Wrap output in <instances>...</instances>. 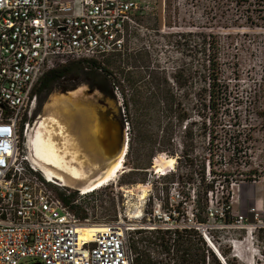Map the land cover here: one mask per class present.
<instances>
[{
    "label": "rangeland",
    "instance_id": "rangeland-1",
    "mask_svg": "<svg viewBox=\"0 0 264 264\" xmlns=\"http://www.w3.org/2000/svg\"><path fill=\"white\" fill-rule=\"evenodd\" d=\"M237 13L232 0H166L165 8L162 0H157L150 15L142 21L151 32L150 47L141 45L134 52L110 59L111 63L108 59L105 61L104 68L111 72L114 87L124 95L123 101L116 96L108 99L119 103V117L127 127L128 139L124 171L101 188L108 187L116 194L112 211L116 216L106 212L113 209V201L105 193L84 196L72 187L47 186L57 197L62 192H78L75 203L84 205L90 215L89 220L83 222L86 226L111 223L119 220V216L129 226L153 222L151 213L158 201L165 209L173 204L180 211L179 220L170 221L168 226H183L194 219L195 209L201 213L196 195L201 198L213 182L215 205L216 201L221 205L223 189L233 186L237 194L236 185L244 179L250 183L254 177L258 180V198H264V27L248 26L243 19H238ZM188 33L196 35L193 38L196 42L199 33L214 38L221 80L232 92L228 105L224 106L228 108L220 111L216 126L204 128L203 125L199 98L203 80L199 78L198 69L201 58H190L186 52L183 42ZM190 64L193 72L189 76L186 69ZM183 69V82L179 86L175 77ZM86 70L104 73L85 65L76 80L63 82L41 102L39 98L32 113L31 129L45 108L56 100L67 105L64 94L93 89L82 74ZM210 131L218 137L214 143L206 138ZM210 152L215 154L213 159ZM185 153L189 155L179 160ZM160 155L174 157L177 161L167 176L152 170L153 159ZM173 188L181 193L182 202H171ZM143 190L145 199L141 198ZM239 203L233 201L227 221L217 219L204 223L228 225L241 208ZM235 234L230 228L210 230L214 245L228 251V258L234 260V264L249 263L252 260L249 255L248 261L232 257L230 243ZM261 243H264V235ZM245 246L254 250L258 244Z\"/></svg>",
    "mask_w": 264,
    "mask_h": 264
},
{
    "label": "built area",
    "instance_id": "built-area-1",
    "mask_svg": "<svg viewBox=\"0 0 264 264\" xmlns=\"http://www.w3.org/2000/svg\"><path fill=\"white\" fill-rule=\"evenodd\" d=\"M156 1L0 0V264H134L130 233L156 229H193L221 264H227L219 247H210V230L216 228L236 233L230 243L233 258L245 261L249 255L252 260L245 264H264V198H258L255 177L250 183L240 181L237 194L233 186L223 189L221 205L213 201L214 188L208 191L207 220L227 221L233 201L239 203L246 189L251 203L243 199L226 226L198 222L192 213L195 220L169 227L170 221L179 220L180 211L173 204L165 209L158 201L153 222L129 226L119 216L81 237L85 223L47 190L61 184L49 181L30 159L31 117L45 74L71 61L104 67L109 57L134 52L141 45L149 48L151 32L142 21ZM114 94L123 101L118 87ZM180 197L173 188L171 202H182ZM247 243L258 247L251 250Z\"/></svg>",
    "mask_w": 264,
    "mask_h": 264
},
{
    "label": "trees",
    "instance_id": "trees-1",
    "mask_svg": "<svg viewBox=\"0 0 264 264\" xmlns=\"http://www.w3.org/2000/svg\"><path fill=\"white\" fill-rule=\"evenodd\" d=\"M232 2L235 11L239 14L238 19H243L248 26L264 27V0H232ZM194 37H196V35L188 33L184 39L183 46H186V52L190 54V58L196 56L201 58L198 69L199 78L203 80V86L199 98L201 97V108L204 114L203 125L204 128H206L207 125H218V115L223 108H228L224 106L228 105L232 92L227 85L222 83L221 65L218 59V50L214 38L205 33H199L197 35L199 41L196 42L193 40ZM113 58L115 57H109L107 62L111 63L110 59ZM85 65L98 68L101 71L104 70V73L86 70L85 72L83 71L82 74L89 80L91 88L98 90L104 97L115 99L114 89L117 86L114 87V83L111 81L110 71L97 63L71 61L45 74L36 90L40 102L45 100L54 89H59V86H61L63 82L69 83L76 80V76ZM192 72L193 68L190 64L186 69V73L191 75ZM183 76L184 69L177 72L175 79L176 84L179 86H182ZM157 86H159V83ZM226 110L227 109H225V111ZM206 138L209 143H214L218 139L217 135L211 131L206 134ZM209 154L213 159L215 154L212 152ZM188 155L189 154L185 153L179 160H181L183 156ZM213 174H215L214 171ZM213 184L214 182L209 184L208 191L214 188ZM208 191L199 199L198 195H196V203L200 206L201 213H198L195 209L194 215L196 220L201 223L207 220ZM100 193H105L104 195L113 201V209H106V212H108V215L116 216V214H112L114 210V196L116 194L110 190V188H100L98 192L95 190L87 194L94 195ZM77 197V191L58 194V198L74 212L76 217L81 222H85L89 220L90 215L84 205H77L75 203ZM203 215L204 217H202ZM130 244L133 252L136 254L134 264H221L214 252L193 229L135 230L130 233ZM219 250L227 264H234V260L228 258V251L221 248H219Z\"/></svg>",
    "mask_w": 264,
    "mask_h": 264
},
{
    "label": "bare ground",
    "instance_id": "bare-ground-1",
    "mask_svg": "<svg viewBox=\"0 0 264 264\" xmlns=\"http://www.w3.org/2000/svg\"><path fill=\"white\" fill-rule=\"evenodd\" d=\"M63 99L68 101L67 98ZM75 126L77 125L73 120V111L68 102L65 106L61 100H56L45 108L28 136L29 156L49 181H58L61 186L72 187L81 190L82 194H87L113 182L124 171L128 139L123 152L105 172L99 173L90 167V163H86L85 155L80 151V141L73 132ZM102 127L101 124L99 129ZM176 163L174 157L160 155L153 159L152 170L156 174L168 175ZM166 167H169V170ZM145 197L146 191L143 190L141 198ZM93 227L97 226L82 225L80 236H86ZM210 247L216 248L213 243Z\"/></svg>",
    "mask_w": 264,
    "mask_h": 264
},
{
    "label": "water",
    "instance_id": "water-1",
    "mask_svg": "<svg viewBox=\"0 0 264 264\" xmlns=\"http://www.w3.org/2000/svg\"><path fill=\"white\" fill-rule=\"evenodd\" d=\"M63 97L68 99L73 111L77 125L73 132L80 141L86 163L93 165L90 167L96 172H105L127 144L126 129L118 112L119 103L100 96L94 89L77 94L68 92ZM101 124L103 127L99 129Z\"/></svg>",
    "mask_w": 264,
    "mask_h": 264
},
{
    "label": "crops",
    "instance_id": "crops-1",
    "mask_svg": "<svg viewBox=\"0 0 264 264\" xmlns=\"http://www.w3.org/2000/svg\"><path fill=\"white\" fill-rule=\"evenodd\" d=\"M240 196H241V199H244V200L248 199L246 189L241 190ZM248 203H251V199L248 201Z\"/></svg>",
    "mask_w": 264,
    "mask_h": 264
},
{
    "label": "flooded vegetation",
    "instance_id": "flooded-vegetation-1",
    "mask_svg": "<svg viewBox=\"0 0 264 264\" xmlns=\"http://www.w3.org/2000/svg\"><path fill=\"white\" fill-rule=\"evenodd\" d=\"M107 98H109V97H107Z\"/></svg>",
    "mask_w": 264,
    "mask_h": 264
}]
</instances>
